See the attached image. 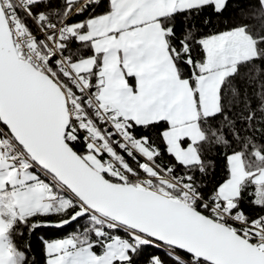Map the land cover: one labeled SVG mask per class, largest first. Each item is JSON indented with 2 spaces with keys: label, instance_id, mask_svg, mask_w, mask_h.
Wrapping results in <instances>:
<instances>
[{
  "label": "snow or ice",
  "instance_id": "obj_1",
  "mask_svg": "<svg viewBox=\"0 0 264 264\" xmlns=\"http://www.w3.org/2000/svg\"><path fill=\"white\" fill-rule=\"evenodd\" d=\"M228 4L0 0V264L52 216L46 264H264V0Z\"/></svg>",
  "mask_w": 264,
  "mask_h": 264
},
{
  "label": "trees",
  "instance_id": "obj_2",
  "mask_svg": "<svg viewBox=\"0 0 264 264\" xmlns=\"http://www.w3.org/2000/svg\"><path fill=\"white\" fill-rule=\"evenodd\" d=\"M254 3V0H229L227 9L224 11L223 15L211 16L210 24L203 29L204 31L212 32L216 30H224L227 27L241 22V12L242 10H247L250 4ZM237 4H240L242 8H238ZM246 71L242 69V73ZM210 160L215 161V179L219 180L223 175V159L222 153L219 150H211L207 153ZM212 178V172L210 170L209 179ZM59 220L58 217L52 216L45 218L44 224L55 223ZM81 223H83L81 221ZM77 229V225L74 223L70 226H66L61 229H51L46 227H39L32 232L27 229L23 231V237L19 239L18 243L22 248H27L29 250V259L34 260L35 264H45L44 255V243L46 241H53L57 239L66 238L72 232ZM155 251V249L149 248L146 255H150Z\"/></svg>",
  "mask_w": 264,
  "mask_h": 264
},
{
  "label": "water",
  "instance_id": "obj_3",
  "mask_svg": "<svg viewBox=\"0 0 264 264\" xmlns=\"http://www.w3.org/2000/svg\"><path fill=\"white\" fill-rule=\"evenodd\" d=\"M55 224H56V222L55 223H46V224L43 225V227L51 228V229H61V228L66 227V226H64V227H56Z\"/></svg>",
  "mask_w": 264,
  "mask_h": 264
},
{
  "label": "rangeland",
  "instance_id": "obj_4",
  "mask_svg": "<svg viewBox=\"0 0 264 264\" xmlns=\"http://www.w3.org/2000/svg\"><path fill=\"white\" fill-rule=\"evenodd\" d=\"M45 264H46V258H45Z\"/></svg>",
  "mask_w": 264,
  "mask_h": 264
}]
</instances>
